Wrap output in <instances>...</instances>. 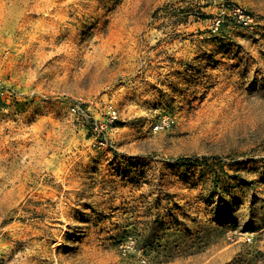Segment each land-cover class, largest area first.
I'll use <instances>...</instances> for the list:
<instances>
[{
  "label": "rangeland",
  "instance_id": "374dc122",
  "mask_svg": "<svg viewBox=\"0 0 264 264\" xmlns=\"http://www.w3.org/2000/svg\"><path fill=\"white\" fill-rule=\"evenodd\" d=\"M0 77V264H264V0H0Z\"/></svg>",
  "mask_w": 264,
  "mask_h": 264
},
{
  "label": "built area",
  "instance_id": "2783aa9c",
  "mask_svg": "<svg viewBox=\"0 0 264 264\" xmlns=\"http://www.w3.org/2000/svg\"><path fill=\"white\" fill-rule=\"evenodd\" d=\"M7 94H9V89L6 86V83L3 80V78L0 77V98H2L3 96ZM71 112L76 116H80L81 114L85 113V109L82 104L76 103L72 105ZM105 117H106V124H105V127H106V125L112 124L115 120H117L118 114H117L116 109H114L111 106L106 107ZM168 124H169L168 122L163 121L160 125L155 126V130L162 129L164 126ZM103 127L104 126H101L102 129Z\"/></svg>",
  "mask_w": 264,
  "mask_h": 264
},
{
  "label": "bare ground",
  "instance_id": "6f19581e",
  "mask_svg": "<svg viewBox=\"0 0 264 264\" xmlns=\"http://www.w3.org/2000/svg\"><path fill=\"white\" fill-rule=\"evenodd\" d=\"M37 171H38V170H37ZM37 171H36V172H37ZM40 171H41V170H40ZM42 171H43V170H42ZM17 172H19V171H17ZM23 172H24V171H23ZM25 172H26V171H25ZM33 172H34V171H33ZM36 172H35V173H36ZM43 172H44V171H43ZM43 172H42V173H43ZM46 172H47V171H46ZM62 172H63V171H62ZM67 172H68V171H67ZM19 173H20V172H19ZM21 173H22V172H21ZM29 173H30V172H29ZM37 173H38V172H37ZM51 173H52V172H51ZM65 173H66V171H65ZM17 174H18V173H17ZM24 174H25V173H24ZM31 174H32V173H31ZM67 174H68V173H67ZM67 174H66V175H67ZM69 174H70V173H69ZM12 175H14V174H12ZM22 175H23V174H22ZM25 175H26V174H25ZM35 175H36V174H35ZM42 175H43V174H42ZM47 175H48V174H47ZM62 175H63V174H62ZM66 175H64V176H66ZM32 176H33V175H32ZM48 176H49V175H48ZM55 176H57V174H56ZM14 177H15V176H14ZM19 177H20V176H19ZM19 177H18V179H19ZM24 177H26V176H24ZM34 177H35V176H34ZM37 177H38V176H37ZM45 177H46V176H45ZM60 177H62V176H60ZM66 177H67V176H66ZM70 177H71V176H70ZM40 178H41V177H40ZM20 179H21V178H20ZM73 179H74V178H73ZM23 180H24V179H23ZM71 180H72V179H71ZM17 181H18V183H19V182H21L22 180H21V181L17 180ZM58 181H59V179H58ZM42 182H43V181H42ZM63 182H64V181H63ZM66 182H67V181H66ZM18 183H17V184H18ZM10 184H11V183H10ZM13 184H14V183H13ZM19 184H20V183H19ZM27 184H28V183H27ZM36 184H38V183H36ZM39 184H40V183H39ZM43 184H44V183H43ZM70 184H71V182H70ZM70 184H68V185H70ZM14 185H15V184H14ZM30 185H31V184H30ZM11 186H12V185H11ZM20 186H21V185H20ZM26 186H27V185H26ZM33 186H34V185H33ZM60 186H61V185H60ZM62 186H63V185H62ZM64 186H65V185H64ZM72 186H73V185H72ZM45 187H47V185H46ZM51 187H52V186H51ZM56 187H57V186H56ZM56 187H55V188H56ZM58 187H59V186H58ZM13 188H14V187H13ZM13 188H12V189H13ZM18 188H19V187H18ZM23 188H24V187H23ZM33 188H34V187H33ZM69 188H70V187H69ZM71 188H72V187H71ZM14 189H15V188H14ZM41 189H42V188H41ZM41 189H40V190H41ZM49 189H50V188H49ZM64 189H66V188H64ZM9 190H10V189H9ZM9 190L6 191V192H9ZM27 190H29V189H27ZM42 190H43V189H42ZM42 190H41V192H42ZM54 190H55V189H54ZM62 190H63V189H62ZM13 191H15V190H13ZM24 191H25V190H24ZM48 191H49V190H48ZM51 191H52V190H51ZM68 191H69V190H68ZM68 191H67V192H68ZM0 192H1V191H0ZM4 192H5V190H4ZM31 192H32V191H30V193H31ZM53 192H54V191H53ZM32 193H33V192H32ZM38 193H39V192H38ZM2 194H3V193H2ZM7 194L9 195V193H7ZM7 194H6V195H7ZM11 194H12V193H11ZM35 194H36V191H35ZM49 194H50V193H49ZM56 194H57V193H56ZM66 194H67V193H66ZM3 195H5V194H3ZM6 195H5V196H6ZM8 195H7V197H8ZM67 195H68V194H67ZM42 196H43V195H42ZM42 196H41V197H42ZM51 196H52V195H51ZM60 196H61V195H60ZM65 196H66V195H65ZM31 197H32V196H31ZM49 197H50V196H49ZM1 198H2L1 200L4 201V200H3V196H2ZM14 198H15V197H14ZM19 198H20V197H19ZM24 198H25V197H24ZM33 198H34V197H33ZM37 198H38V197H37ZM46 198H47V197H46ZM40 199H42V198H40ZM15 200H16V198H15ZM34 200H36V199H34ZM44 200H45V199H44ZM52 200H53V199H52ZM11 201H12V200H11ZM37 201H39V200H37ZM57 201H59V200H57ZM62 201H63V199H62ZM64 201H65V200H64ZM68 201H69V200H68ZM5 202H6V200H5ZM49 202H50V201H49ZM9 203H10V202H9ZM9 203H8V204H9ZM16 203H17V202H16ZM57 203H59V202H57ZM6 204H7V203H6ZM13 204H14V203H13ZM47 204H48V203H47ZM52 204H53V203H52ZM50 205H51V204H50ZM66 205H67V203H66ZM2 206H3V205H2ZM19 206H20V205H19ZM17 207H18V206H17ZM23 207H24V206H23ZM44 207H46V206H44ZM57 207H58V206H57ZM57 207H56V208H57ZM24 208H25V207H24ZM60 208H61V207H60ZM63 208H64V207H63ZM67 208H68V207H67ZM18 209H19V208H18ZM62 210H63V209H62ZM62 210H61V211H62ZM68 210H69V209H68ZM56 211H57V210H56ZM64 211H65V209H64ZM62 212H63V211H62ZM65 212H66V211H65ZM57 213H58V212H57ZM60 213H61V212H60ZM60 213H59V214H60ZM66 213H67V212H66ZM24 215H25V214H24ZM65 215H67V214H65ZM17 217H18V216H17ZM26 217H27V215H26ZM62 217H63V216H62ZM62 217H61V218H62ZM66 217H67V216H66ZM20 218H21V217H20ZM22 218H23V217H22ZM64 219H66V218H64ZM22 220H23V219H22ZM22 226H25V225H22ZM27 226H29V225H27ZM13 227H14V226H13ZM16 227H17V226H16ZM29 227H31V226H29ZM32 228H33V227H32ZM24 229H25V228H24ZM18 230H22V229H17V231H18ZM26 230H27V229H26ZM23 231H24V230H23ZM29 231H30V230H29ZM33 231H34V230H33ZM33 231H32V232H33ZM35 231H36V230H35ZM21 232H22V231H21ZM25 232H26V231H25ZM37 232H38V231H37ZM13 233H15V231H14ZM19 233H20V232H19ZM15 234H16V233H15ZM19 235H20V234H19ZM23 235H24V234H23ZM34 235H35V234H34ZM36 236H37V235H36ZM22 238H23V237H22ZM22 238H20V239H22ZM27 238H29V236H28ZM59 238H60V237H59ZM23 241H24V240H23ZM37 241H38V240H37ZM29 242H30V241H29ZM33 242H35V241H33ZM91 244H92V243H91ZM30 245H31V244H30ZM40 245H41V244H40ZM43 245H44V244H43ZM89 245H90V244H89ZM38 246H39V245H38ZM94 247H96V246H94ZM32 248H33V247H32ZM42 248H43V247H42ZM45 248H46V247H45ZM89 248H90V247H89ZM28 249H29V248H28ZM84 249H86V248H84ZM87 249H88V248H87ZM93 250H94V249H93ZM43 251H45V250H43ZM88 251H89V250H88ZM94 251H95V250H94ZM96 251H97V250H96ZM96 251H95V252H96ZM89 252H90V251H89ZM97 252H100V251H97ZM26 253H28V252H26ZM33 253H34V252H33ZM35 253H36V252H35ZM92 253H93V252H92ZM30 254H31V253H30ZM39 254H40V253H39ZM84 254H85V253H84ZM94 254H95V253H94ZM34 255H35V254H34ZM86 255H87V254H85L84 256H86ZM88 255H89V254H88ZM88 255H87V256H88ZM27 257H28V256H27ZM30 257H31V256H30ZM67 264H68V263H67Z\"/></svg>",
  "mask_w": 264,
  "mask_h": 264
}]
</instances>
